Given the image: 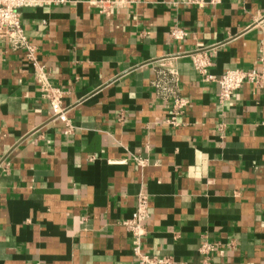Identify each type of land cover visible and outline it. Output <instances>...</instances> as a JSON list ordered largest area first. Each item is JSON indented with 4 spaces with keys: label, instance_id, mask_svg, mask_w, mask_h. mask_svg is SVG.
<instances>
[{
    "label": "crops",
    "instance_id": "obj_1",
    "mask_svg": "<svg viewBox=\"0 0 264 264\" xmlns=\"http://www.w3.org/2000/svg\"><path fill=\"white\" fill-rule=\"evenodd\" d=\"M101 1L18 9L37 66L0 37V264H138L123 221L142 190L143 254L264 264V78L221 104L193 64L262 72L264 0ZM161 64L189 101L177 125L152 84Z\"/></svg>",
    "mask_w": 264,
    "mask_h": 264
},
{
    "label": "built area",
    "instance_id": "obj_2",
    "mask_svg": "<svg viewBox=\"0 0 264 264\" xmlns=\"http://www.w3.org/2000/svg\"><path fill=\"white\" fill-rule=\"evenodd\" d=\"M66 0H0V37L7 38L15 47H25L28 50V58L37 66V59L34 54L35 47L28 42L25 30L22 27L20 14L18 9L24 6H37L42 4H61ZM222 0H209L212 4H218ZM125 0H104L101 1L103 8L122 5ZM199 5H203L204 1L198 0ZM185 32L181 29H174L172 36L182 38ZM195 68L208 80H215L219 85V102L221 104L230 100L233 93L238 90L241 85L249 80L257 84H261L264 78V70L262 72L256 69L232 68L226 70L215 78L208 73V67L211 64L210 58L205 54H196L193 58ZM158 96L165 100L172 101L171 116L167 122L177 125V116L184 112V108L188 104V99L181 94L179 87V73L176 69L161 64L156 72V78L152 81ZM43 96L49 98L54 114L67 123L66 132L72 129V123L67 118L65 110L61 107V91L44 82L42 85ZM149 195L145 191H140L137 195V203L132 215L123 221V224L132 234L133 250L139 258L138 264H184L177 262L171 257L149 256L141 251V241L146 234L145 222L149 217ZM212 245L204 244V251L211 249Z\"/></svg>",
    "mask_w": 264,
    "mask_h": 264
}]
</instances>
